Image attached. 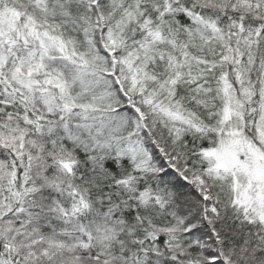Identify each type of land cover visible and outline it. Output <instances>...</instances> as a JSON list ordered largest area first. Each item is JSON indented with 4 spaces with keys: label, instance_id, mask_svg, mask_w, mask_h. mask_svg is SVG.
I'll use <instances>...</instances> for the list:
<instances>
[{
    "label": "snow or ice",
    "instance_id": "6c2138e0",
    "mask_svg": "<svg viewBox=\"0 0 264 264\" xmlns=\"http://www.w3.org/2000/svg\"><path fill=\"white\" fill-rule=\"evenodd\" d=\"M0 264H264V0H0Z\"/></svg>",
    "mask_w": 264,
    "mask_h": 264
}]
</instances>
